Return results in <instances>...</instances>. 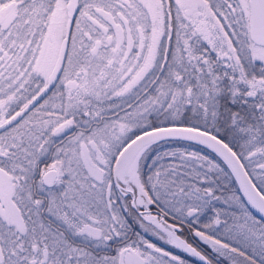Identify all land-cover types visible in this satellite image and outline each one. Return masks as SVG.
Instances as JSON below:
<instances>
[{"label":"snow or ice","instance_id":"6c2138e0","mask_svg":"<svg viewBox=\"0 0 264 264\" xmlns=\"http://www.w3.org/2000/svg\"><path fill=\"white\" fill-rule=\"evenodd\" d=\"M0 264H264V0H0Z\"/></svg>","mask_w":264,"mask_h":264}]
</instances>
